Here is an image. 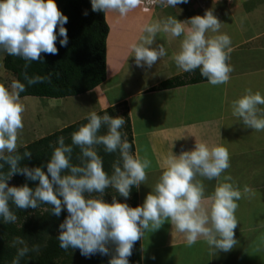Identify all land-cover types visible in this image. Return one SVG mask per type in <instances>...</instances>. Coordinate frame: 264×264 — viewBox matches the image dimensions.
<instances>
[{
  "label": "clouds",
  "instance_id": "obj_1",
  "mask_svg": "<svg viewBox=\"0 0 264 264\" xmlns=\"http://www.w3.org/2000/svg\"><path fill=\"white\" fill-rule=\"evenodd\" d=\"M153 4L176 7L187 0H150ZM142 0H91L94 12H117L120 16L136 9ZM87 14V13H85ZM68 22L55 0H0V50L25 61H42L41 54L57 55L56 29L59 27V43L67 46ZM222 23L211 10L203 16L196 15L188 21H179L169 16L164 20L145 23L140 43H133L137 66L149 68L166 55L163 45L150 47L158 33L183 39L180 49L173 55L176 65L184 72L200 70V75L213 85L228 83L234 68L228 63L231 39L219 33ZM28 65L25 64V68ZM49 77L29 76L24 73L28 86L43 83ZM26 90L25 83L13 80L6 87L0 84V161L9 166L6 177L0 174V217L5 223H15L16 208L36 209L40 204L52 206V213L59 216L66 208L67 217L59 225L58 240L64 250L79 249L88 257L96 253L109 254V245L115 250L109 264H129L134 245L146 231L158 230L165 221H170L176 231L183 234L187 246L191 247L203 238L210 248L230 251L238 241L234 229L238 225L235 212L242 193L232 183H219L212 196H204V185L197 177L218 179L230 167V154L222 145L209 146L200 142L194 150L182 151L179 156L170 153L164 161V170L154 189L146 196L141 206L130 207L103 199L106 189L114 188L124 198H129L133 186L139 188L147 180L146 169L151 161L131 153L132 145L122 139L120 129L126 121L123 117L91 112L77 131L71 134V145L59 137L47 163V172L42 167H21L24 158L32 153H18V139L22 131L25 106L20 93ZM264 96L259 91L246 89L245 94L232 102L233 116L242 119L245 127L264 131ZM107 126V133L100 135V129ZM97 145L113 153L119 150L120 160L113 164L109 175L103 167V160L96 151ZM73 146L80 149V165L71 163ZM4 164H0L3 168ZM14 174L24 175L31 181H38L33 189L24 184L9 186L7 180ZM231 176H225L230 181ZM244 194L250 189L244 188ZM99 193L100 196H93ZM87 194V195H86ZM16 258L12 264H20V258L29 251H39V245L29 249L25 241L15 238ZM154 259V257H153Z\"/></svg>",
  "mask_w": 264,
  "mask_h": 264
},
{
  "label": "crops",
  "instance_id": "obj_2",
  "mask_svg": "<svg viewBox=\"0 0 264 264\" xmlns=\"http://www.w3.org/2000/svg\"><path fill=\"white\" fill-rule=\"evenodd\" d=\"M258 5H264V2L260 1ZM248 13L244 17L254 15V9H248ZM107 20L111 31L109 17ZM259 23L252 27L254 33L246 37L242 35L243 28L237 29L241 33L240 40H237L238 44L230 45L232 50L228 60L234 71L226 84L213 86L205 80L160 89L163 81L185 73L174 59L170 68L153 77L151 73L132 74L129 58L127 62L114 65L108 51L106 80L86 93L96 95V89L104 91L97 96L103 109L127 103L135 146L133 155L151 161V166L146 169L147 180L138 188L139 206L159 181L164 161L170 153L179 156L182 151L194 150L195 144L200 142L210 147L222 145L229 151L230 167L218 179L199 176L197 179L204 185L206 200L219 183H232L241 191L242 198L237 201L239 207L235 212L237 245L224 252L210 248L201 238L189 247L183 234L177 232L170 221H165L159 239L154 240L156 234L153 237L151 231H146L141 239V248L147 239L148 242L156 241L153 245L149 243V250L151 246L164 249L159 255H155V250L149 252V264L167 256L172 260L167 263L178 264L181 256L192 253V249L196 260L200 255L203 257L201 250L205 251L209 258L204 261L203 257L204 264H264V131L245 127L242 119L233 116L231 108L232 102L244 95L246 89L253 93L259 91L264 96V20ZM120 88V95H110L112 89ZM259 107L264 110V105ZM225 176L232 179L225 181ZM245 187L250 189L247 194L243 191ZM199 244L204 245L200 252L196 249ZM141 250L142 264H146L143 248Z\"/></svg>",
  "mask_w": 264,
  "mask_h": 264
},
{
  "label": "trees",
  "instance_id": "obj_3",
  "mask_svg": "<svg viewBox=\"0 0 264 264\" xmlns=\"http://www.w3.org/2000/svg\"><path fill=\"white\" fill-rule=\"evenodd\" d=\"M55 2L59 10L68 17V22L64 25L68 36L67 46L60 45L59 41L62 37L59 36L57 26V55L42 53V61L31 62L7 53L4 56L5 69L12 72L16 80L26 85V90L20 93L21 97L28 95L48 98L78 96L92 91L107 78V40L110 33L107 13L94 12L91 0H55ZM59 4L62 6L61 9ZM25 64L28 65L27 68ZM25 71L29 76L39 75L49 77V79L43 83L28 86L24 80ZM205 80L207 79L200 75V70L196 69L163 81L159 88H172L186 82L194 83ZM115 111V107H109L96 113L98 115L108 114L115 118ZM123 115L126 123L120 129L122 139H126L132 145L131 153L134 154L135 146L130 116L128 111H125ZM87 117L18 147V153L21 155L25 151L32 153L31 158L26 157L20 162L21 167H42V170L47 172V163L54 148L58 146V138L63 137L65 144L71 145V134L88 122ZM106 133L107 126H103L98 134ZM96 151L102 157L104 170L111 175L113 164L120 160L119 150L108 153L103 145H97ZM80 156V149L73 146L71 163L80 165ZM0 164L4 162L0 161ZM8 171L7 164L0 168V174L5 177ZM7 183L9 186L28 184L33 189L38 185V181H31L21 174H14L7 180ZM98 194L93 193L96 196ZM104 195V201L107 203H111L115 196L118 202L127 203L133 208L139 206L138 188L135 186L131 188L129 198H124L111 187L105 190ZM10 208L16 214L17 220L15 223H5L0 217V264H12L16 258L17 248L22 247L18 244L13 246L17 237L23 239L29 249H32L34 245H39V251H29L26 256L20 258V264H109L114 254V245L108 246L110 251L107 255L96 253L88 257L82 255L79 249L64 250L60 247L57 238L60 232L59 225L68 215L66 208L59 216L54 215L52 206L47 204H40L36 209L21 210L10 203ZM141 249L140 240L134 245L129 264H142Z\"/></svg>",
  "mask_w": 264,
  "mask_h": 264
},
{
  "label": "rangeland",
  "instance_id": "obj_4",
  "mask_svg": "<svg viewBox=\"0 0 264 264\" xmlns=\"http://www.w3.org/2000/svg\"><path fill=\"white\" fill-rule=\"evenodd\" d=\"M260 1L264 2V0H259V2L258 0H187V3H179L176 7H172L162 6L158 3L153 4L150 0H142L140 6L130 11L127 16L122 17L117 12H108L107 17H109L112 30L107 40V56L109 51L111 61L116 66L120 65L121 62H127V58H129L128 65L131 64V69L133 70L132 74L140 72L141 74L147 75L151 73L153 77H156L161 75L166 68H170L169 65L172 63V57L179 51L183 36L172 38L163 32L158 33L154 43L150 47L158 48V46L163 45L166 55L158 59L150 68L147 65L139 67L136 64L131 45L133 43H140V37L146 35V33H141V27L143 24L148 23V20L150 23L157 20H164L172 16L184 22L196 15L203 16L206 11L211 10L222 25L219 33L209 32L206 35L227 34L231 39L232 46L238 44L240 40L238 36L241 33L237 30L238 28L244 29V31L242 30V35L246 37L254 33L255 29H252V27H257L261 24L259 23L260 21L263 22L264 5H258ZM59 7L61 9L62 6L59 4ZM248 9H254V15L244 17L249 14ZM108 45L110 49H108ZM5 54V51L0 50V84H4L8 87L13 80H16V77L12 72L6 70L3 65ZM96 90V95L91 92L89 93L90 95H86L85 93L65 98H48L32 95L21 97V102L25 106V112L23 113L24 127L19 135L18 147L41 138L44 135H48L70 123L76 122L88 116L93 111H101L103 108L98 104L97 96H100V92L104 91L99 92L98 89ZM121 92L122 88L118 90L112 89L110 95H113L112 97L115 95L118 96ZM112 107L116 108L115 117H123V113L128 111L127 103H121ZM99 196L100 194L96 197ZM104 197L105 195H103V199ZM162 230V227H160L158 230L151 232L153 237L154 233L156 234L154 240L160 238V232ZM149 243L153 245L156 241L148 242L146 239L143 243L142 248L144 250L146 264L149 261V252L155 250V255H159L160 252L164 250L162 248L158 250L156 247L154 248V246H151L149 250ZM199 245L196 246V249L200 252V249L204 247V245ZM173 251L174 250H171V252ZM157 252L159 253L157 254ZM201 254H203L204 261L209 258L206 256L204 250H201ZM188 255L185 254L181 256L178 264H191L192 261H194V264H204L201 255L198 260H196L197 256L193 249L192 253L188 252ZM160 256H163V253H161ZM156 260L157 259L154 260L153 264H170L167 263V261H172L169 256Z\"/></svg>",
  "mask_w": 264,
  "mask_h": 264
}]
</instances>
